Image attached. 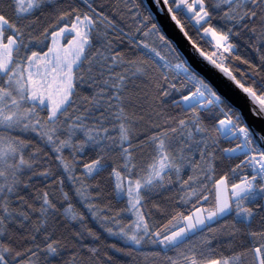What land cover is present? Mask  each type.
Returning a JSON list of instances; mask_svg holds the SVG:
<instances>
[{"label": "snow or ice", "instance_id": "6c2138e0", "mask_svg": "<svg viewBox=\"0 0 264 264\" xmlns=\"http://www.w3.org/2000/svg\"><path fill=\"white\" fill-rule=\"evenodd\" d=\"M0 264H264V0H0Z\"/></svg>", "mask_w": 264, "mask_h": 264}, {"label": "water", "instance_id": "95a60500", "mask_svg": "<svg viewBox=\"0 0 264 264\" xmlns=\"http://www.w3.org/2000/svg\"><path fill=\"white\" fill-rule=\"evenodd\" d=\"M161 22L164 25V29L166 33L181 46V49L189 57V59L194 64V66L199 68V64L195 59H193L189 51L190 45H188L187 42L183 39L182 34H180L178 29L175 28V25L169 19L164 17L161 18ZM200 70L203 75L209 78L212 81V83L217 86L218 90L221 91L222 94L228 96L229 99L233 100L234 103H237L238 106L243 107L245 111V115L247 116L248 119V123L253 124L254 123L253 118L247 112V107H248L247 101L242 97V95L235 90L229 91L225 86H223V82L221 80L220 74L217 73L214 69H211L210 66L206 70L203 68H201Z\"/></svg>", "mask_w": 264, "mask_h": 264}]
</instances>
